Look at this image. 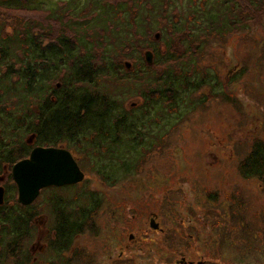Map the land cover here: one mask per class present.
<instances>
[{
    "label": "rangeland",
    "instance_id": "374dc122",
    "mask_svg": "<svg viewBox=\"0 0 264 264\" xmlns=\"http://www.w3.org/2000/svg\"><path fill=\"white\" fill-rule=\"evenodd\" d=\"M32 1L26 9L15 10V4L0 0V37L19 34L23 26L31 25L35 33L43 36L42 44H45L56 40L57 33L62 32L56 16L64 17L68 29L77 31L75 24L70 23L71 18L90 17L102 11L104 3L122 0ZM165 1L156 2V8ZM216 1L171 0L168 3V20L173 22L176 16L177 22H173L177 25L176 31L190 29L189 37L176 35L172 44L170 37H166L170 55H165L168 48L161 44V34L155 39L156 32L146 35L144 31L147 27L154 28L158 23L155 18L163 8H159L151 22L137 27L141 39L134 40L130 50L118 53L117 63L130 64V69L126 67L129 73L122 71L118 81L101 80L100 86L117 100L119 113L134 122L137 120L146 130L142 131L146 136L143 140L149 149L142 147L145 154L139 155L141 162L137 171L134 164L125 171L117 165L105 167L104 162L101 165L98 159L83 156L86 145L76 149L69 146L72 149L68 151L82 169L84 180L59 192L42 190L32 203L37 215L32 223L34 234L31 240L21 244L29 250L32 264L51 261L54 264H174L181 256L185 261L212 257V250H220L219 264H264V181L246 180L239 172L253 150L252 145L264 143V0L259 1L261 10L251 0H237L242 8L236 3L234 13L242 25L235 26L234 30L225 26L227 31L219 35L207 34L206 23L214 16L216 19L231 13L232 5ZM64 2L73 9L72 14L65 9L60 12ZM159 25L164 28L165 23ZM147 47L161 53L152 57L150 66H155L151 70L143 64ZM169 56L179 61L178 67L182 73L188 72L191 79L195 78V72L198 78L205 75L208 85L186 95L180 93L184 107L179 105V100L178 111L160 127L154 123L159 119L157 114L169 108L158 103L150 117L157 127H149L146 98L142 95L149 88L147 83L153 82V77L148 75L172 65L168 60L161 62V57L165 60ZM177 68L172 65V71ZM140 72L143 77L144 73L149 77H145L147 82L140 83ZM155 135L158 139H149ZM59 146L68 148L65 143ZM126 151L132 155V150L125 146L120 150L124 158ZM10 170L11 167H4L0 186L9 187L10 197L17 200ZM103 176L112 178L114 187H108L100 178ZM93 191L103 201L93 217L94 230H85L73 240L64 261L48 251L42 254L48 237L45 234L39 240L51 226V195L60 193L67 199L76 197L80 201L90 198ZM13 202L9 199L7 205L13 206ZM151 222L158 228H152ZM12 257L7 252L0 258V264H15Z\"/></svg>",
    "mask_w": 264,
    "mask_h": 264
},
{
    "label": "trees",
    "instance_id": "16d2710c",
    "mask_svg": "<svg viewBox=\"0 0 264 264\" xmlns=\"http://www.w3.org/2000/svg\"><path fill=\"white\" fill-rule=\"evenodd\" d=\"M8 1L12 5L15 4V10H24L31 0ZM159 1L161 0L108 1L103 4L105 7L102 11L88 15L90 17L71 18L70 23L75 24L74 29L77 31L69 30V24L64 17L56 16L55 21L59 23L62 32L57 33L56 40L45 44H42L43 36L35 33V27L31 25L23 26L19 34L12 33L0 37V176L5 166L12 168L13 164L28 157L36 146L57 148L61 147V143L68 146L67 150L72 149L69 146L76 149L80 145H86L88 148H83V156L98 159L101 165L104 162L105 167L114 168L117 165L129 171L131 164H134V171H137L141 162L139 155L143 156L145 150L149 149L145 148L143 140L146 136L142 131L146 130L136 123L137 120L134 122L119 113L117 100L110 97L100 86V81L110 78L118 81L122 71L124 74L129 73L126 65L124 70L121 69L124 66L117 63L116 57L118 58L121 50H130L134 40L137 42V39H141V35L136 31L137 27L143 22H151L159 8H163V11L155 18L158 23L153 29L147 27L144 30L146 35L156 32V39L155 35L159 37L161 34V44L168 48L165 53L169 51L167 36L170 37L171 44L176 35L185 34L189 37L188 27H185L184 32L176 31L177 25L173 23L177 22L176 16H173V22L168 20L167 9L171 0L165 1L163 5L159 4L156 8L155 4ZM219 1L224 5H232L231 13L220 15L216 19L214 16L205 25L207 34L219 35L221 31H227L225 26L233 27L234 30L235 26L242 25V21L234 13L236 3L242 8L239 2H216ZM251 1L256 9H262L263 6L259 3L262 0ZM63 4L60 12L64 9L70 13L74 12L73 9L70 10L67 2ZM48 13L52 14L49 11ZM104 21L107 23L103 27ZM159 23H165L164 28H160ZM192 47L197 49V45L193 44ZM147 48L145 52L160 56L161 53L155 49ZM197 54L195 51L194 55ZM162 57L161 62L169 61L175 69L180 64L172 59V56L165 60ZM143 64L149 70L155 66L151 67L146 61ZM172 65L169 69L163 67L160 71L148 75L153 77V82L147 83L149 88L141 95L146 98L145 115L149 116V127H160L165 124L163 121H169L168 118L178 111L176 106L179 100V105L184 107L183 99H179L180 93L186 95L208 85L205 75L198 78V73L195 72L196 79H191L188 72L182 73L180 67L172 71ZM191 67H194L193 63ZM139 76L140 83L147 82L146 73L143 77L140 72ZM158 103L169 109L160 111L157 114L159 119L154 122L150 119L151 111L155 110ZM153 122L159 125L156 126ZM153 138L158 139V136L149 139ZM125 146L132 150V155L126 151L127 156L124 158L120 150ZM251 149L253 150L239 167V172L246 180L258 179L263 182L264 143L256 142ZM136 150L141 153H135ZM100 178L108 187H114L111 186L112 178ZM65 188L48 187L43 190L59 192ZM5 194L3 206H0V246L5 254L0 253V258L3 259V255L9 252L15 264H32L29 250L24 249L21 244L31 240L30 236L34 234L32 223L37 216L34 206H22L16 199L14 201L10 197L9 187L5 188ZM59 194L51 195L49 199V206H52L51 212L49 211L51 226L47 235L48 254L64 261V255L72 248L73 240L85 230H94L93 217L103 201L94 191L90 198L80 201L79 198L67 199ZM9 199L14 201L13 206L7 205ZM47 264H54V261Z\"/></svg>",
    "mask_w": 264,
    "mask_h": 264
},
{
    "label": "water",
    "instance_id": "95a60500",
    "mask_svg": "<svg viewBox=\"0 0 264 264\" xmlns=\"http://www.w3.org/2000/svg\"><path fill=\"white\" fill-rule=\"evenodd\" d=\"M158 38V35H155ZM145 53V61L152 64L153 54ZM130 68L128 63L125 64ZM12 182L16 185L17 200L22 206L31 205L40 191L48 187H65L80 184L84 173L71 152L63 147L36 146L28 155L11 168ZM4 188L0 186V206L4 203ZM152 228H157L151 222Z\"/></svg>",
    "mask_w": 264,
    "mask_h": 264
},
{
    "label": "flooded vegetation",
    "instance_id": "af4514ba",
    "mask_svg": "<svg viewBox=\"0 0 264 264\" xmlns=\"http://www.w3.org/2000/svg\"><path fill=\"white\" fill-rule=\"evenodd\" d=\"M2 187V186H1ZM3 188H4V186H3ZM41 193V192H40ZM4 194H5V188H4ZM5 196H6V194L4 195V200H5ZM32 205V204H31ZM27 206V205H26ZM34 220V219H33ZM153 224L154 225H156V227L158 228V225L157 224H155L154 222H153ZM33 226V225H32ZM35 227V226H34ZM48 229V228H47ZM89 231V230H88ZM185 232H186V228H185V230H184ZM0 232H1V227H0ZM46 232H47V230H46ZM48 233H49V229H48V232L47 233H44L42 236H41V238H40V240L39 241H41V239H43V237L45 236V234L46 235H48ZM130 238H133V235H131L130 236ZM188 238L189 239H191V240H195V238L193 237V236H189L188 235ZM48 243H49V237H48V239L45 241V251L42 253V254H44L45 252H47L48 250H49V248H48ZM1 246H0V250H1ZM2 251V250H1ZM212 253H213V256L212 257H208V258H203V257H200L199 259H197V261H192V260H186L185 261V257L184 256H181L179 259H175L174 260V264H219V262H221V260L219 259L220 258V250H212L211 251ZM41 257H42V255H41ZM214 258V259H213ZM219 261V262H218Z\"/></svg>",
    "mask_w": 264,
    "mask_h": 264
}]
</instances>
